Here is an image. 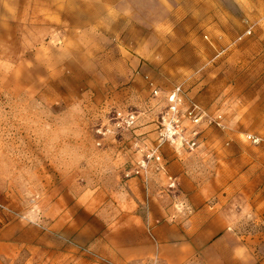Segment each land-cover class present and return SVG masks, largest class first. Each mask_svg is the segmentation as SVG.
<instances>
[{"label": "rangeland", "instance_id": "rangeland-1", "mask_svg": "<svg viewBox=\"0 0 264 264\" xmlns=\"http://www.w3.org/2000/svg\"><path fill=\"white\" fill-rule=\"evenodd\" d=\"M177 2L0 0V264H117L103 242L110 226L95 219L102 205H63L113 171L109 145L128 143L98 130L117 109L137 111L140 131L154 127L146 75L164 90L181 84L209 116L241 89L238 16L180 18ZM205 137L246 145L214 162L244 245L240 257L223 250L185 264H264V130L225 122Z\"/></svg>", "mask_w": 264, "mask_h": 264}, {"label": "crops", "instance_id": "crops-1", "mask_svg": "<svg viewBox=\"0 0 264 264\" xmlns=\"http://www.w3.org/2000/svg\"><path fill=\"white\" fill-rule=\"evenodd\" d=\"M174 1H178L175 13L180 18L232 19L238 16L239 30L243 32L252 26V35L245 36L237 50L241 89L223 97L222 108L228 113L224 123L230 128L264 130V0ZM185 2L191 4V11L185 10ZM243 19H247V23ZM223 30L232 33L230 25ZM153 99L161 112L165 98ZM216 110L224 112L217 107L213 111ZM151 126L138 131L154 137L156 125ZM119 141L109 145L116 165L113 171H103L100 181L82 189L76 201L63 204L102 205L95 219L110 226L109 237H104L103 242L112 261L117 264H185L194 257H208L210 252L220 257L223 250L228 257H240L244 237L232 228L239 214L231 212L239 207L227 201L224 191L230 188V180L221 165L214 162L223 160L219 152L227 157L237 148L238 152H245V144L205 137L195 151L166 145L163 151L167 171L155 172L146 181L143 177L125 179V169L140 153L129 139L125 146ZM170 176L180 184L178 189L169 188ZM107 205H111L110 215Z\"/></svg>", "mask_w": 264, "mask_h": 264}, {"label": "built area", "instance_id": "built-area-1", "mask_svg": "<svg viewBox=\"0 0 264 264\" xmlns=\"http://www.w3.org/2000/svg\"><path fill=\"white\" fill-rule=\"evenodd\" d=\"M252 32V26H249L240 39L252 35ZM146 80L151 95L155 98L164 97L166 100L155 121V136L150 137L147 132H139V114L137 111L127 109L115 110L111 116V123L98 130L102 136L113 135L115 139L120 134H127L135 151L140 153L131 166L125 169V179L143 177L147 181L155 172H166L164 146L195 151L205 138V127L224 125L220 110L209 116L199 102L188 97L181 84L164 90L150 75H146ZM246 138L254 144L262 141L256 134H247ZM169 181V188H177L176 178L170 176Z\"/></svg>", "mask_w": 264, "mask_h": 264}]
</instances>
